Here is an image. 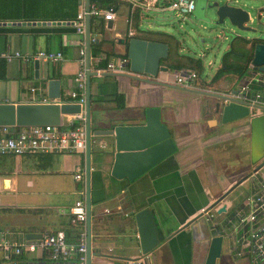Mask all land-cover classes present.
<instances>
[{
  "label": "crops",
  "instance_id": "obj_1",
  "mask_svg": "<svg viewBox=\"0 0 264 264\" xmlns=\"http://www.w3.org/2000/svg\"><path fill=\"white\" fill-rule=\"evenodd\" d=\"M136 1L152 4L165 0ZM198 1L195 0V7ZM210 2L201 0L200 6L203 8ZM83 4L85 0L84 3L81 1L78 12ZM112 9L114 16L109 20L103 18L102 31L98 22L94 29L90 27L91 35H96L101 43L94 53L90 45L92 71L105 68L108 62L124 54L125 44L133 36L128 34V21L133 22V11L138 13L139 28L175 35L167 30L143 26L148 17L146 12L152 13L151 9L132 7L128 0H119ZM131 29L134 34L135 29ZM80 41L81 36L72 21H0V51L33 53L51 50L63 54L62 60L57 62L4 60L0 67V102L39 103L45 97L52 102L76 104L71 101L70 92L75 87L74 75L80 67ZM228 47L226 44L219 51L217 64L206 66L201 56L182 46L180 53L199 57L203 66L202 72L188 87L174 84L175 70L164 65L166 70L159 71L155 77L109 71L91 76V134L117 124H143L145 110L157 107L160 120L176 145L171 156L130 181L111 175L113 153L109 142L112 138L92 137L91 264H129L141 257L145 264L203 263L210 234L228 228V219L233 218L236 211L248 210L246 198L258 186L257 179L250 175L254 165H251L249 155V122L246 118L223 122L221 114L215 111V104L218 95L231 94L249 84L252 92L262 93V103L258 104L262 106L264 80H253L254 75L247 72L249 64L246 71H227L214 80L216 73L227 68L222 57ZM229 62L235 64L232 68H237L236 65L242 62L241 54L231 57ZM183 69L189 68L180 70ZM31 87L36 90L31 92ZM114 91L124 96L122 107L112 100ZM78 118V115H65L59 127L68 129L79 123ZM97 139L101 140V146L95 142ZM244 154L249 159L240 164ZM85 165L86 152L0 155V263L12 259H49V251L38 248L30 251L24 245L58 230L65 232L68 242L76 241L79 226L70 222L68 209L77 199L86 200L85 174L84 180L74 178L76 168L85 171ZM242 186L248 187L247 193L240 190ZM225 193L227 195L221 198ZM223 205L226 211L218 214L217 210ZM144 207L151 208L160 238V243L146 255L140 252L134 218ZM203 209L216 211L211 221L201 214ZM235 237H225L221 258L216 264L264 261L249 254L236 256ZM15 247H21L19 254L15 253Z\"/></svg>",
  "mask_w": 264,
  "mask_h": 264
},
{
  "label": "water",
  "instance_id": "obj_2",
  "mask_svg": "<svg viewBox=\"0 0 264 264\" xmlns=\"http://www.w3.org/2000/svg\"><path fill=\"white\" fill-rule=\"evenodd\" d=\"M228 0L212 1L204 9L202 16L194 17L197 29L188 33L189 40L177 38L179 44L188 52L196 53L200 50V56L206 57L210 53L218 54L224 45H229L236 38L246 41V48L250 51L249 69L247 72L254 75L253 80H264V0ZM89 0H85V8L88 10ZM209 11V12H208ZM111 22L108 21V27ZM90 16L85 19V60H86V92L85 104L76 103L39 102V103H2L0 102V126L24 127L34 125L62 124L65 115H79L84 112L86 120V228H87V264L90 263V152L92 137L110 136L109 142L113 153L111 175L116 179L135 180L148 172L165 158L176 151V145L170 131L160 120V111L157 107H149L145 110L143 124L124 125L117 124L108 130H98L91 134L90 126V80L96 75V71L90 69ZM122 42V41H121ZM123 56L128 58L130 71L155 77L159 71L166 70L161 65V60L167 58L169 45L165 42L151 41L138 37H130L124 48ZM264 82V81H262ZM233 92L232 94H235ZM215 111L221 114L223 122L246 118L250 127V163L258 167L264 157V105L251 103L246 100H236L226 94L217 96ZM256 110L261 111L257 113ZM99 146L101 140H96ZM246 178V177H245ZM243 180V179H242ZM242 180L237 181L232 188ZM228 193V192H227ZM225 193L221 198L227 195ZM214 203L211 207H214ZM226 211L223 205L217 213ZM140 252L148 254L159 243L160 238L155 220L150 207L138 210L135 215ZM187 226V225H185ZM210 228L213 230L212 226ZM211 233V232H210ZM225 234H210L209 248L203 263L216 264L221 258V248ZM227 238V237H226ZM145 264V263H144ZM147 264V263H146Z\"/></svg>",
  "mask_w": 264,
  "mask_h": 264
},
{
  "label": "built area",
  "instance_id": "obj_3",
  "mask_svg": "<svg viewBox=\"0 0 264 264\" xmlns=\"http://www.w3.org/2000/svg\"><path fill=\"white\" fill-rule=\"evenodd\" d=\"M84 3V0H81ZM132 7L143 6L156 12H174L177 16L186 19L195 7V0H168L167 3H142L136 0H128ZM228 1V0H211ZM89 15H101L109 20L114 16L112 8L100 9L94 4L89 5V9L83 4L78 12L76 19L72 21L75 31L81 36V48L79 50V70L74 75L75 87L70 92L71 101L83 106L85 104L86 92V50H85V19ZM129 36L133 35L131 29L132 22L128 21ZM97 40L96 35L90 36V43ZM14 58H20L23 61L37 59L43 61L57 62L62 60L61 51L39 50L33 53H24L21 51L1 50L0 59L10 61ZM113 72L114 74H134L128 67V58L126 56L117 57L114 61L108 62L105 68L97 69L96 72ZM174 84L186 86L197 78L193 69H183L173 72ZM31 92L36 90L31 87ZM236 100H246L251 103H262L263 95L261 92H252L249 84L242 85L235 94H227ZM42 102H52L45 97ZM79 123L77 126L68 129H61L55 125H34L24 126L14 129L9 126H0V155H24L39 152H85L86 149V120L84 112L78 115ZM255 164L250 175L257 179L258 186L252 194L246 198L247 211H236L233 218L228 219L229 227L219 231L226 237L236 236L237 247L234 251L236 256L246 254L252 255L254 259L264 260V157ZM85 171L82 168H76L74 178L84 180ZM84 194V193H83ZM211 210V209H210ZM209 209L202 210V215L211 221L216 211ZM70 222L79 226L76 241L68 242L63 230L49 233L32 243L24 245L28 250L42 249L49 251V259H12L6 263L0 264H87V228H86V205L85 199H77L68 209ZM108 212V211H107ZM212 223V222H211ZM231 227V228H230ZM212 228L214 226L212 225ZM15 253L19 254L21 247L14 248ZM129 264H144V258H138L128 262Z\"/></svg>",
  "mask_w": 264,
  "mask_h": 264
},
{
  "label": "trees",
  "instance_id": "obj_4",
  "mask_svg": "<svg viewBox=\"0 0 264 264\" xmlns=\"http://www.w3.org/2000/svg\"><path fill=\"white\" fill-rule=\"evenodd\" d=\"M90 4H94L97 8L108 9L115 7L119 0H89ZM168 1V0H167ZM165 0L162 3H167ZM81 4L80 0H0V21H62L71 22L76 19L78 8ZM136 9V8H135ZM134 9V10H135ZM99 24V30L102 31L104 19L101 15L90 16V27L92 29ZM101 28V29H100ZM132 28L135 29L133 37L141 39L165 42L169 45V52L167 58L161 60V64L171 70L178 71L182 68H189L195 70L199 75L202 70V62L198 57L189 54L180 53L181 45L174 35L161 31H146L138 27V13L133 11ZM96 32V31H95ZM101 43L97 40L91 43V52L94 53L99 50ZM242 52V53H241ZM241 54L242 62L237 64V68H232L235 65L229 62L231 57H238ZM223 64L226 70L221 69L214 76V80L218 79L225 72H232L236 69L240 72L246 71L250 62V51L246 48V41L241 38L234 39L228 51L223 54ZM4 60L0 59V67H2ZM106 67V66H105ZM119 107L124 105V96L118 94L116 91L111 95ZM98 100V99H97ZM109 100V98H108ZM78 122L71 127L77 126ZM61 128V127H60Z\"/></svg>",
  "mask_w": 264,
  "mask_h": 264
},
{
  "label": "rangeland",
  "instance_id": "obj_5",
  "mask_svg": "<svg viewBox=\"0 0 264 264\" xmlns=\"http://www.w3.org/2000/svg\"><path fill=\"white\" fill-rule=\"evenodd\" d=\"M254 3H259V1L256 0H252ZM223 2V1H220ZM201 0H199L196 3V7L193 10V12L191 14H188L186 16V19H183L181 16H177L174 12H169V11H165V12H159V13H155L152 11L151 12H146V16L148 15L146 21H144L143 26H150L153 29H161V30H167L169 32L178 34L180 33V35L178 34L179 38H184L186 40H189L188 37V33H191L192 30H196L197 29V24L195 23L194 17H200L202 16L204 9H207V6L205 7H201ZM210 4V3H209ZM209 12V11H208ZM197 54L200 56L201 52L199 49L196 50ZM202 60L204 61V64L206 66H214L215 64H217L219 62V57L218 54H213L210 53L209 55H207L206 57H202ZM211 63H213L212 65H210ZM247 159H249V157L247 156V154L242 155V157H240V164L241 163H246ZM241 191H244L245 193L248 192V187L242 186L240 187ZM241 198V196L239 197ZM228 259V263H231L230 259ZM258 264H264V261L259 262Z\"/></svg>",
  "mask_w": 264,
  "mask_h": 264
}]
</instances>
